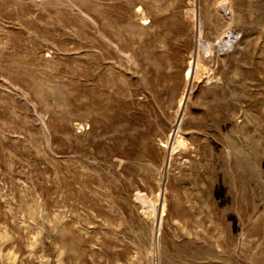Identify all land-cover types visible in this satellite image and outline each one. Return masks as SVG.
I'll return each mask as SVG.
<instances>
[{"label":"rangeland","instance_id":"374dc122","mask_svg":"<svg viewBox=\"0 0 264 264\" xmlns=\"http://www.w3.org/2000/svg\"><path fill=\"white\" fill-rule=\"evenodd\" d=\"M0 264H264V0H0Z\"/></svg>","mask_w":264,"mask_h":264},{"label":"bare ground","instance_id":"6f19581e","mask_svg":"<svg viewBox=\"0 0 264 264\" xmlns=\"http://www.w3.org/2000/svg\"><path fill=\"white\" fill-rule=\"evenodd\" d=\"M218 8L224 13L227 15V17L230 19L231 18V15H232V9L230 7V4L227 2V1H221L219 2L218 4ZM198 14L196 13L195 9L192 10V19L193 21L196 23V25L198 26V45H202L203 47V50H210L211 46H210V40H208L206 43H202L201 39L202 38H199L200 37V22H199V19H198ZM228 26V25H227ZM203 40V39H202ZM236 40V34H235V31L229 27H227L226 29H224V31L221 33V35L217 38L216 40V43L219 45V47H223L224 49L225 48H228V49H231L233 47V44ZM212 41V40H211ZM198 50V49H197ZM196 56L194 57V59L191 61V64H190V67L187 69V72H186V75L188 77H191L194 73V68L196 65ZM195 75V74H194ZM194 77V76H193ZM181 102V101H180ZM179 109V108H178ZM177 109V110H178ZM182 112V111H181ZM180 112H178V116H180ZM178 129V128H177ZM173 135V134H172ZM175 139L173 138V140H175L174 142L176 143V145H180V146H185L186 143L185 141L183 140V138L181 137L180 134H178V131L176 130L175 131ZM172 139V138H171ZM171 143V141H170ZM175 145L172 146V149H175L174 148ZM138 195V194H137ZM143 195V194H142ZM142 195H139L140 199L143 201V202H146V199L142 196ZM162 203V202H161ZM161 205L160 207H162V211L164 210V205L163 203L162 204H159ZM152 208H153V214L155 215L156 211H157V204L153 203L152 204ZM158 217V216H157ZM156 218V217H155ZM155 221V220H154ZM158 221V220H157ZM155 223V222H154ZM157 224V223H156ZM160 224V223H159ZM155 228V227H154ZM156 233V232H155ZM153 244V243H152ZM153 247V245H152ZM153 249V248H152Z\"/></svg>","mask_w":264,"mask_h":264},{"label":"water","instance_id":"95a60500","mask_svg":"<svg viewBox=\"0 0 264 264\" xmlns=\"http://www.w3.org/2000/svg\"><path fill=\"white\" fill-rule=\"evenodd\" d=\"M196 13L198 14V12H197V4H196ZM195 50H194V52H196V50H197V45H198V26L196 25V30H195ZM200 38V37H199ZM167 161H168V158H167Z\"/></svg>","mask_w":264,"mask_h":264}]
</instances>
